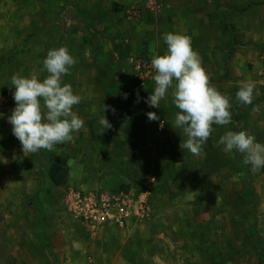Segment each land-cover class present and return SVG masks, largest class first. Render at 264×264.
<instances>
[{
  "label": "rangeland",
  "instance_id": "rangeland-1",
  "mask_svg": "<svg viewBox=\"0 0 264 264\" xmlns=\"http://www.w3.org/2000/svg\"><path fill=\"white\" fill-rule=\"evenodd\" d=\"M158 1L154 47H147L141 40L148 37L145 28L133 29V17L126 15L136 8L147 11L149 0H0V264H264V172L251 170L249 177L243 154L225 153L218 142L228 130H245L264 144V0H225L227 6L220 7L210 0ZM222 17L226 29L220 26ZM43 29L50 47L56 39L58 47L74 39L94 40L102 62L106 53L97 44L100 41L119 43L128 36L131 45L125 51L132 47L150 61L153 48L154 54L166 51V33L187 34L210 83L228 95L232 121L214 124L203 155H193L179 147L186 137L181 128L173 127L179 109L170 88L160 108L154 107L168 123L167 133L157 136L155 144L154 137L144 141L140 173L133 181H124L123 174L112 171L115 162L105 160L103 143L98 149L94 147L98 144L89 142L88 133L104 140L102 127L84 125L71 141L56 145L49 159L45 149L23 152L8 121L15 107L11 78L47 75L42 62L22 57L30 44H39ZM226 53L229 77L225 79ZM123 57L120 53L121 67L126 63ZM127 70L130 73H122L126 80L118 78L121 91L140 93L136 106L148 113L151 106L145 101L155 81L154 87L153 81L138 87ZM75 75L80 79L66 74L62 82L75 87L84 104L88 89L94 86V92L100 91L102 74ZM248 80L255 82L253 100L242 104L236 92ZM82 111L79 118L86 120ZM52 163L66 166L64 185L49 180ZM73 190L122 191L132 196L145 192L144 210L123 228L91 229L69 211L68 195Z\"/></svg>",
  "mask_w": 264,
  "mask_h": 264
},
{
  "label": "clouds",
  "instance_id": "clouds-1",
  "mask_svg": "<svg viewBox=\"0 0 264 264\" xmlns=\"http://www.w3.org/2000/svg\"><path fill=\"white\" fill-rule=\"evenodd\" d=\"M163 39L167 49L163 54L152 56L155 87L145 102L160 108L161 100L170 88L173 89V102L179 109L173 127L181 128L186 137L179 147L193 155H203L204 145L214 131L213 125H228L232 121L229 97L210 83L202 59L192 47L191 36L168 32ZM76 63L69 49L61 45L47 51L43 60L47 75L43 79L36 73L28 77L19 74L12 76L15 107L8 121L13 134L21 142L23 152L36 153L41 149L54 151L56 145L71 141L72 134L84 127L83 120L72 111L81 98L74 94L70 84L62 82V77L69 74ZM254 88V81L241 82L236 99L242 104H251ZM109 107L103 105V112ZM147 117L150 121L159 119L151 111ZM99 124L103 131L112 127L105 115L99 119ZM218 142L223 145L225 153L236 150L243 154V163L251 165L253 172L264 167V144L256 142L254 135L247 131L228 130L219 137Z\"/></svg>",
  "mask_w": 264,
  "mask_h": 264
},
{
  "label": "crops",
  "instance_id": "crops-1",
  "mask_svg": "<svg viewBox=\"0 0 264 264\" xmlns=\"http://www.w3.org/2000/svg\"><path fill=\"white\" fill-rule=\"evenodd\" d=\"M124 1L126 0H123V2ZM151 1L153 2V4L155 3L159 5L158 0ZM221 2L223 3L222 6H227V2L225 0H221ZM93 8L95 7L93 6ZM146 9L147 11H141L138 16H130L129 13L126 15V17L128 19L133 17L131 21L128 20L132 23L130 25H135L133 29L139 28V30L141 31L145 28V34L148 37L146 38V40L145 38H141L143 42L142 46L154 47V12H157L158 7H154L153 5L152 7L148 6ZM100 25L106 27L105 24ZM83 30L87 31V29ZM43 31L44 32H42L37 37V41L39 44H30L28 48L29 51L23 52L22 57H24V59L27 58L29 62L43 63V60L46 58L48 49L58 48V45L56 44L57 39L54 40V45L52 47L48 46V43L44 42V36L47 35V30L43 29ZM118 41L119 43H117L116 41L114 43L113 39H108L106 41L97 42V44L103 46L104 52L106 53V55H104V62L107 63L106 65L103 64L104 62L101 61L99 54L96 53V43L94 42V40L74 39V41L72 40L69 42V44H66V47L69 49L70 54H72L77 60V63L74 64L69 70V75L72 78L80 79L79 76L75 74H99L97 77L102 74L101 77H99L102 81V87H100V91L94 92V86L91 89H88L86 92L87 96L85 103L74 105L72 111H74L73 114H77L78 112L77 116L80 117L79 111L80 109H82V112L86 113V120H83L84 125L93 128L102 127L99 124V119L104 115L106 116L112 127L104 130V132L101 131L102 137H105L104 140L99 141L100 138H96V136L91 133H88V140L89 142H94L93 144H98L94 146L98 149L100 148L99 143H103L102 145L104 147V153H106L107 151V153L105 154V160L107 158L109 162H115L112 171H114V173L116 174H123L124 176L121 177V179L124 181H133L135 180L134 176H136L139 172L140 165H142L144 141L149 139L150 137H154L155 144L156 137L164 136L167 133L166 131L169 126L164 118H159L157 121L154 120V124H151V121L147 117L146 110L143 111L141 105L139 106V108H137L136 106L137 93H134L133 95L127 94L126 98L125 95H123L124 93L121 91L118 81V78L125 79L122 73H130L127 70L129 68L134 77V82L138 87L143 86L144 83L147 84V82L150 83L152 81L154 87V69L151 66V74H149V76H147V78L144 80V83L141 84L142 79L140 78V75L135 71L134 66L129 64L127 61L126 63L128 66H125V62L124 66L122 67L118 63L120 53L121 55L123 53V58H125V60L128 56H136V58H140L137 54L134 53L135 50L132 47L131 50L125 51L127 50L126 47L131 45L130 37L123 36ZM61 45L63 44H60V46ZM31 46H33L35 50L32 51ZM118 47L120 48V53H118ZM30 50L32 51V53L30 52ZM152 50H150V55L148 56L151 59L154 55V48ZM85 51H89V53H84ZM151 59L150 61L146 59L142 60H145L151 64ZM120 68L121 70H124V72H120ZM125 80H123V82H126ZM72 88L74 94H78L76 93L77 90L75 89V87L72 86ZM138 94L141 98L140 93ZM103 105H108L110 107L105 109L103 112ZM112 109H114L115 111L113 112ZM151 112H154V107L152 106ZM96 114L97 116L95 117ZM161 120L165 122V127L162 130H158L159 122ZM160 147L161 149H163L164 145H160ZM150 164L154 168L153 154H151L150 156ZM150 172V176L152 175L153 177V170H150Z\"/></svg>",
  "mask_w": 264,
  "mask_h": 264
},
{
  "label": "built area",
  "instance_id": "built-area-1",
  "mask_svg": "<svg viewBox=\"0 0 264 264\" xmlns=\"http://www.w3.org/2000/svg\"><path fill=\"white\" fill-rule=\"evenodd\" d=\"M149 6L158 7L160 5L153 4L149 0ZM140 10L136 8L130 12V16L139 15ZM126 41V40H125ZM126 61L134 66L137 74L140 75L142 83L151 73V64L136 56L126 57ZM165 127V122L161 120L159 122L158 130H162ZM145 192L138 196H132L130 193L122 191L111 192H82L71 191L68 195L69 211L76 217L81 219L91 229H101L106 226L125 227L129 220L133 217L141 216L145 205Z\"/></svg>",
  "mask_w": 264,
  "mask_h": 264
},
{
  "label": "trees",
  "instance_id": "trees-1",
  "mask_svg": "<svg viewBox=\"0 0 264 264\" xmlns=\"http://www.w3.org/2000/svg\"><path fill=\"white\" fill-rule=\"evenodd\" d=\"M211 3L215 6V7H220L223 5V3L221 2V0H210ZM220 26L222 29H226V23H225V17L221 18L220 21ZM228 59H229V55L228 53L225 54L224 56V71H225V75L224 78H228ZM236 151V150H235ZM238 152V151H236ZM239 153V152H238ZM46 159H49L51 157V152L46 150L45 154H44ZM246 169L248 170V175L249 177L251 176V169H250V165H246L244 164ZM261 171L264 172V167L261 168ZM48 177L50 179V181L57 186L60 185H64L67 182V178H68V170L67 168H65L62 165H59L57 163H52L50 165L49 171H48ZM246 194H250L251 191L250 190H246L245 191ZM252 202H250L251 204ZM255 245V243H253V246Z\"/></svg>",
  "mask_w": 264,
  "mask_h": 264
}]
</instances>
